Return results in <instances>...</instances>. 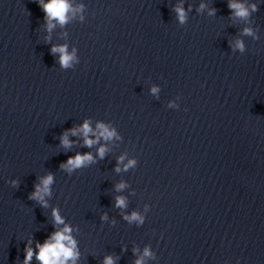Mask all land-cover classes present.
<instances>
[{
  "label": "water",
  "instance_id": "water-1",
  "mask_svg": "<svg viewBox=\"0 0 264 264\" xmlns=\"http://www.w3.org/2000/svg\"><path fill=\"white\" fill-rule=\"evenodd\" d=\"M179 2L69 0L83 5V20L46 33L35 0H0V264H21L26 241L53 231L52 208L78 230L77 264H134L145 246L157 256L145 264H264V0H244L257 4L247 18L231 16L226 0H182L183 24ZM237 38L243 54L229 47ZM59 44L77 49L72 69L49 54ZM177 95L178 107L166 108ZM84 119L120 139L89 148L78 133L61 147L60 134ZM99 144L102 159L58 167L74 153L95 156ZM122 154L136 164L116 172ZM48 173L42 208L27 196ZM132 211L142 224L122 219Z\"/></svg>",
  "mask_w": 264,
  "mask_h": 264
},
{
  "label": "clouds",
  "instance_id": "clouds-1",
  "mask_svg": "<svg viewBox=\"0 0 264 264\" xmlns=\"http://www.w3.org/2000/svg\"><path fill=\"white\" fill-rule=\"evenodd\" d=\"M35 3L43 13L42 21L44 30L49 33L57 24L60 26L65 25L70 18L82 13L83 5L77 4L73 6L69 3V0H35ZM199 9H204L205 4L200 3ZM226 7L230 10V15L238 18H247L250 13L257 11V4L255 2L244 3V0H226ZM188 10H191L190 6ZM172 11L176 15L177 22L183 24L185 22L186 10L181 2L173 6ZM215 13L214 8L208 9V15ZM78 19L83 20V15H78ZM243 35H251L253 39L257 37L253 35L250 28L245 27L241 30ZM45 41L49 39L47 35L44 37ZM230 49L238 51L243 54L245 51L244 44L239 38L233 40L230 45ZM49 54L55 55V62L59 69L66 70L72 69L78 62L79 57L77 55V49L73 47L69 50L66 44L51 45L49 47ZM58 54V55H56ZM159 91V85H150L148 88L149 95L156 97ZM180 99L179 95L172 99H169L165 105L166 108L176 109L178 107L177 101ZM79 133L82 138V146L91 147L94 144H98L99 141H111L113 138L119 140L120 137L115 128L110 125L97 121L94 128L90 126L88 119L82 120L78 125L64 130L59 138V144L61 147L69 148L72 141L69 140V136L75 137ZM91 134V138L89 136ZM107 151L104 144H99L96 148L95 156L90 152L74 153L72 156H68L62 161L58 167L67 172L72 173L80 168L86 167L88 164L94 162L95 159H102ZM136 164L135 159H127L125 162L124 155H120L116 158V166L114 171H126L130 167H134ZM53 175L51 173L45 174L37 178V182L33 184V190L28 194L27 199L33 200L38 203L42 208H47L46 197L50 195V186L53 184ZM8 183L15 187L18 182L15 179L8 181ZM124 182H119L114 185V190L120 192L125 188ZM113 206L118 209H124L126 207V198L121 195L114 197ZM149 211V205H144V212ZM51 222L53 231L45 237L43 241H37L33 245V241L29 239L26 241L23 248V259L21 264H30L35 259L38 264H77L80 256V250L78 247L77 239L72 235L74 231H78L71 225L67 224L64 218L59 214L58 209L52 208L50 211ZM122 219L128 223L135 222L140 225L144 221V215L132 211L128 214H123ZM101 221L108 220L106 214H101ZM113 223V221H108ZM35 247V251H33ZM133 253H136V249H132ZM145 258L157 260V256L153 253L148 246H145L140 255L135 259L134 264H145ZM101 264H114L111 256L103 257ZM227 264V262H225ZM238 264V258H237Z\"/></svg>",
  "mask_w": 264,
  "mask_h": 264
}]
</instances>
